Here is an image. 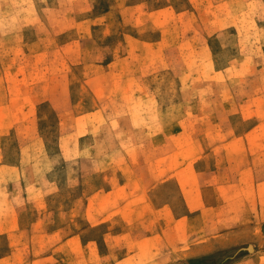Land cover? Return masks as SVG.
I'll list each match as a JSON object with an SVG mask.
<instances>
[{
  "label": "rangeland",
  "instance_id": "374dc122",
  "mask_svg": "<svg viewBox=\"0 0 264 264\" xmlns=\"http://www.w3.org/2000/svg\"><path fill=\"white\" fill-rule=\"evenodd\" d=\"M0 264H264V0H0Z\"/></svg>",
  "mask_w": 264,
  "mask_h": 264
}]
</instances>
